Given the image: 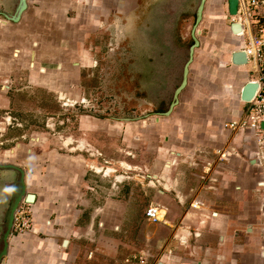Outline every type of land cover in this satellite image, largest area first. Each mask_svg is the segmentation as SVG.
Segmentation results:
<instances>
[{"label": "crops", "instance_id": "1", "mask_svg": "<svg viewBox=\"0 0 264 264\" xmlns=\"http://www.w3.org/2000/svg\"><path fill=\"white\" fill-rule=\"evenodd\" d=\"M28 3L18 23L0 19V124L5 112L27 116L32 88L78 85V71L91 65L94 31L116 11L113 0ZM232 50L208 70L209 87L198 100L158 121L167 130H121L136 158L120 167L137 173L115 177V190L90 174L92 161L81 154L44 150V143L11 149L10 163L25 170L34 194L33 225L11 233L1 264H138L141 255L148 264H264V155L248 131L226 125L246 118L241 90L257 75L251 65L232 64ZM79 131L89 146L97 134L110 144L116 135ZM13 176L0 171V190ZM149 204L163 206L165 221L145 216Z\"/></svg>", "mask_w": 264, "mask_h": 264}, {"label": "rangeland", "instance_id": "2", "mask_svg": "<svg viewBox=\"0 0 264 264\" xmlns=\"http://www.w3.org/2000/svg\"><path fill=\"white\" fill-rule=\"evenodd\" d=\"M195 2L189 0L179 15L174 40V44L179 47H186L191 41ZM114 10L116 13L112 12L108 22L102 21L106 28L100 24L94 31L89 44L93 53L89 57L91 65L78 71V85L68 86L66 81L64 84L57 81L60 87L55 88L50 84L56 82L49 81L47 87L28 89L27 116L23 111L9 118L6 112L3 114L5 118H2L0 124V160L3 163L16 158L12 156L14 150L11 149L17 144L18 149L23 144H31L37 149L38 143H44V150L58 149L64 154H81L80 158L90 159V174L105 181L104 187L109 191L112 186L115 190V177L137 173L131 168L120 167L121 161L136 158V148L123 144L121 130H167L164 125L167 118L179 105L186 104V100H198L199 95L208 90V70L217 67L220 59L225 58L234 47L224 0H206L202 21L197 27L200 31V46L195 50L188 84L179 95V103L173 112L169 116H159L158 121L165 122L159 126L156 113L166 110L179 76L177 79L175 73L172 76L170 65L163 61L167 54L153 49L141 31H135L130 26L124 34L118 33L116 6ZM179 59L182 61L183 56ZM33 62L34 55L29 66L32 67ZM75 75L73 77L78 79L77 71ZM55 85L58 86L57 83ZM18 114L22 115L21 118ZM79 130H116V135L110 144L105 142L102 135L97 134L93 147L86 141L85 131ZM13 132L16 135L12 136ZM102 174L105 178L100 177Z\"/></svg>", "mask_w": 264, "mask_h": 264}, {"label": "water", "instance_id": "3", "mask_svg": "<svg viewBox=\"0 0 264 264\" xmlns=\"http://www.w3.org/2000/svg\"><path fill=\"white\" fill-rule=\"evenodd\" d=\"M29 0H13L10 7L0 6V19L8 23H18L24 12L28 9ZM122 1V2H121ZM189 0H117L115 3L118 13L115 15L116 30L121 35L127 32L132 26L133 30L141 31L143 38L150 43L153 49H158L164 55L165 61L170 67L169 70L179 76L177 84L174 85L170 101L163 112H157L159 116H169L179 103V95L188 84L190 66L193 62L195 50L200 46L197 29L202 21L203 10L206 0H196L194 5V22L190 29V43L186 47H179L174 44L176 28L179 15ZM120 3L122 5H120ZM228 14L235 15L237 12V0H227ZM132 22V23H131ZM118 23V24H117ZM231 32L239 34V24H230ZM119 34V35H120ZM183 56V59H179ZM231 63L234 65L247 64V57L243 50L231 52ZM181 63V64H180ZM174 77V74L172 75ZM256 81H248L241 90V99L249 104L257 90ZM136 118H124L132 120ZM264 128V124H261ZM0 171L13 173V178L5 182L1 188L0 200V264L8 254L9 238L12 233L15 212L22 201L33 202L34 194L27 192L25 181V170L14 163L0 162Z\"/></svg>", "mask_w": 264, "mask_h": 264}, {"label": "built area", "instance_id": "4", "mask_svg": "<svg viewBox=\"0 0 264 264\" xmlns=\"http://www.w3.org/2000/svg\"><path fill=\"white\" fill-rule=\"evenodd\" d=\"M225 10L229 18L228 28L231 23L239 24L241 32L230 33L236 40L233 50H243L247 57V64L251 65L256 73L258 86L253 99L249 102L245 119L239 122L232 121L226 124L229 127L238 126L248 131L250 137L256 143L260 152L264 155V0H237V12L235 15L228 14V4L225 0ZM232 50V51H233ZM220 158H225L226 152L218 151ZM193 207L197 202L191 204ZM145 216L153 222L165 221V210L159 204H150L145 211ZM32 217L29 203L22 201L15 212L12 232L24 234L32 228ZM138 264H148L146 258L141 255Z\"/></svg>", "mask_w": 264, "mask_h": 264}, {"label": "flooded vegetation", "instance_id": "5", "mask_svg": "<svg viewBox=\"0 0 264 264\" xmlns=\"http://www.w3.org/2000/svg\"><path fill=\"white\" fill-rule=\"evenodd\" d=\"M224 5H225V0H224ZM229 31H230V29H229ZM234 41L236 42V40H235V39L233 40V42H234Z\"/></svg>", "mask_w": 264, "mask_h": 264}]
</instances>
